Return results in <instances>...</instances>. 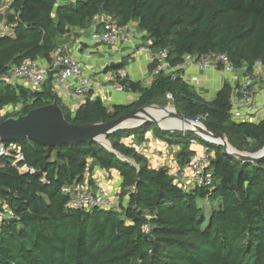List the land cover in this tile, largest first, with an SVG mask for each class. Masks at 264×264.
<instances>
[{"label":"trees","instance_id":"16d2710c","mask_svg":"<svg viewBox=\"0 0 264 264\" xmlns=\"http://www.w3.org/2000/svg\"><path fill=\"white\" fill-rule=\"evenodd\" d=\"M100 15L120 26L136 23L150 49H167L173 65L186 55L209 53L228 55L236 67L252 69L264 61V0H14L6 15L0 12V24L12 31L0 37V71L50 60L60 39L87 29ZM120 84L139 99L112 107L88 99L72 113L52 80L38 91L0 82V123L54 101L71 124L108 123L142 107H164L171 94L181 116L225 134L233 148H264V120H232L229 85L208 101L180 72L147 87L128 79ZM17 105H23L19 114L1 116ZM152 132L180 148L181 165L194 143L208 145L212 186L184 189L168 169L151 168L126 143ZM109 143L111 149L98 143L55 149L28 139L6 144L17 152L0 157V211L7 208L14 216L1 227L0 264H264V159L243 162L192 133L167 134L153 124L112 136ZM93 165L120 174V197L127 204L90 211L69 206Z\"/></svg>","mask_w":264,"mask_h":264},{"label":"built area","instance_id":"2783aa9c","mask_svg":"<svg viewBox=\"0 0 264 264\" xmlns=\"http://www.w3.org/2000/svg\"><path fill=\"white\" fill-rule=\"evenodd\" d=\"M135 32L132 26H120L111 20L105 22L102 29L97 27L93 30L90 44L106 45V46H125L132 50L134 54L140 55L145 53L148 58V65L152 66L150 71L151 79L155 82L161 75L169 76L175 72L181 73V78L194 86L197 91L203 87V80L200 75L189 76L186 74L187 66L194 65L198 71L202 73H210L221 71L224 77L232 76L238 70L244 72V81L241 88L235 95H232V120L235 122H260L261 107L260 93L254 87L256 81L254 73L251 70H264V61L259 60L253 64L250 69L247 65L236 67L230 61L228 55L223 53H209L201 56L186 55L184 61L178 65H173L170 54L167 49L153 52L150 48H139L133 38ZM41 59L35 61H27L20 65H11L7 71H0V82L13 83L16 81H25L31 86L33 91H38L48 81H53V90L61 100H65L70 94L76 97L85 98L94 91L96 84L85 71L82 62L68 55H59L52 60L43 61ZM115 82L111 85V89L118 92H128L125 87L120 84L122 80L129 79V73L125 68L117 69L114 72ZM169 102H173V96L167 94ZM23 109V105L6 107L7 116L9 114H19ZM17 152L15 147H9L0 143V157L10 155ZM18 154V158H20ZM212 159V152L208 145L202 146L199 152L193 153L186 168L190 172L184 183L179 185L182 188L190 190L195 187H211L212 176L207 171ZM26 169L24 168L23 171ZM73 209H82L90 211L94 208L100 209H118V204L108 195L105 187L98 184L95 190H92L89 183H83L73 192V198L69 205ZM13 212L6 209L0 211V231L3 223L12 218Z\"/></svg>","mask_w":264,"mask_h":264},{"label":"crops","instance_id":"0c3cea01","mask_svg":"<svg viewBox=\"0 0 264 264\" xmlns=\"http://www.w3.org/2000/svg\"><path fill=\"white\" fill-rule=\"evenodd\" d=\"M69 1L74 2L75 0ZM107 21H109L108 17L100 15L94 19V22L87 29H74L68 37L58 41V48L51 56L50 60L59 55H68L78 58L82 62L86 73L94 79L96 84L91 95L85 98L70 94L67 99L62 100L65 107L72 113H75L88 99L102 100L108 107L114 105H132L135 103L139 99V94L118 92L111 89V85L116 80L114 72L119 66H122V68L128 71L131 81L141 82L146 87L153 83L150 75L148 58L145 53L140 55L134 54L130 48L125 46L110 47L89 43L93 30L96 27L102 29V25ZM7 30L10 29L7 28ZM132 30L135 32L133 38L135 44L139 48H150V42L145 39V33L139 31L136 23L132 25ZM11 33L12 31L10 30L9 34ZM41 60L46 62L48 59ZM251 72L254 73L256 79L254 87L260 93V121H262L264 120V70H251ZM186 74L189 76H201L203 87L198 92L208 101L215 98L225 85H229L233 95H235L239 88H241L245 77L242 70H238L232 76L224 77L221 71L202 73L198 71L194 65L187 66ZM12 84L33 91L31 86L25 81H16ZM126 143L133 146L138 153L143 154L147 158L151 168L168 169L169 174L174 178L177 184L184 183V180L190 175V172L186 168V164L181 165L180 163V148L161 140L154 135L153 132L147 134L144 138L133 137L128 139ZM202 146L204 145L201 143H194L192 146L194 153L199 152ZM85 182L89 183L92 190H95L98 184H102L108 195L118 206L128 203L127 197L123 200L120 197L123 180L120 174L114 170L106 171L97 165H93L89 173L86 174ZM119 199L120 202H118Z\"/></svg>","mask_w":264,"mask_h":264},{"label":"water","instance_id":"95a60500","mask_svg":"<svg viewBox=\"0 0 264 264\" xmlns=\"http://www.w3.org/2000/svg\"><path fill=\"white\" fill-rule=\"evenodd\" d=\"M147 124H153L167 134L192 133L207 143L222 147L226 153L243 162L255 163L264 159V148L254 154L242 153L230 145L225 134L216 135L198 119L181 116L172 103L164 107H142L108 123L77 126L68 122L62 107L58 101H54L26 115L19 114L1 122L0 143L9 144L28 139L55 149L78 143H98L111 149L109 139L112 136L137 130Z\"/></svg>","mask_w":264,"mask_h":264},{"label":"rangeland","instance_id":"374dc122","mask_svg":"<svg viewBox=\"0 0 264 264\" xmlns=\"http://www.w3.org/2000/svg\"><path fill=\"white\" fill-rule=\"evenodd\" d=\"M13 1L14 0H0V12L2 13V14H4V15H6L8 12H9V8H10V6H11V4L13 3ZM64 1H66V0H64ZM60 2H62V1H60ZM10 30H7V28H6V25H5V23H3V24H0V37H2L5 33H8ZM2 115H6L5 114V111H3L2 113H1V116ZM236 150H238V149H236ZM238 151H240V150H238ZM240 152H242V153H251L249 150H242V151H240ZM251 154H254V153H251ZM118 202H120V199L118 200ZM1 203V202H0ZM202 203V202H201ZM205 205L207 206L208 205V203H206L205 202ZM4 208H6V206L4 205L3 206ZM7 209V208H6ZM206 217L207 218H210V213H209V211L206 209Z\"/></svg>","mask_w":264,"mask_h":264},{"label":"bare ground","instance_id":"6f19581e","mask_svg":"<svg viewBox=\"0 0 264 264\" xmlns=\"http://www.w3.org/2000/svg\"><path fill=\"white\" fill-rule=\"evenodd\" d=\"M231 149V148H230ZM231 150H234V149H231Z\"/></svg>","mask_w":264,"mask_h":264}]
</instances>
